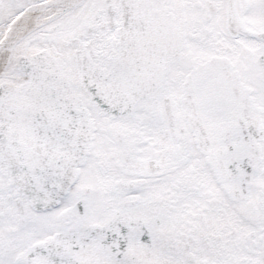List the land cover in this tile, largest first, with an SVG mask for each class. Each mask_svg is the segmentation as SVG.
<instances>
[{"label":"snow or ice","instance_id":"1","mask_svg":"<svg viewBox=\"0 0 264 264\" xmlns=\"http://www.w3.org/2000/svg\"><path fill=\"white\" fill-rule=\"evenodd\" d=\"M0 264H264V0H0Z\"/></svg>","mask_w":264,"mask_h":264}]
</instances>
